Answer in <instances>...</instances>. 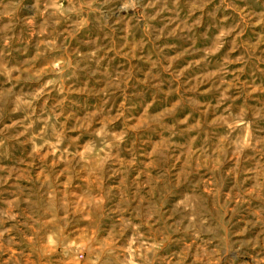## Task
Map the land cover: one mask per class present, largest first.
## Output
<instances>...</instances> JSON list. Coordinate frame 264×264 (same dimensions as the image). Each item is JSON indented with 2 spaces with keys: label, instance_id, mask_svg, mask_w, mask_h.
<instances>
[{
  "label": "rangeland",
  "instance_id": "374dc122",
  "mask_svg": "<svg viewBox=\"0 0 264 264\" xmlns=\"http://www.w3.org/2000/svg\"><path fill=\"white\" fill-rule=\"evenodd\" d=\"M0 264H264V0H0Z\"/></svg>",
  "mask_w": 264,
  "mask_h": 264
}]
</instances>
